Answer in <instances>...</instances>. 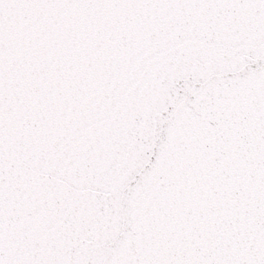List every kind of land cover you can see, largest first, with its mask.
Returning <instances> with one entry per match:
<instances>
[{"label": "snow or ice", "instance_id": "1", "mask_svg": "<svg viewBox=\"0 0 264 264\" xmlns=\"http://www.w3.org/2000/svg\"><path fill=\"white\" fill-rule=\"evenodd\" d=\"M0 264H264V0H0Z\"/></svg>", "mask_w": 264, "mask_h": 264}]
</instances>
